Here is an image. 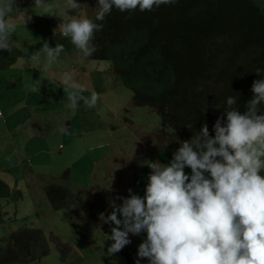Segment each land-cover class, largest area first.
<instances>
[{
  "label": "rangeland",
  "instance_id": "374dc122",
  "mask_svg": "<svg viewBox=\"0 0 264 264\" xmlns=\"http://www.w3.org/2000/svg\"><path fill=\"white\" fill-rule=\"evenodd\" d=\"M45 2L51 5L47 12L36 5V0H32L27 9H19L14 5L13 11L6 17L8 23L15 25L10 43L19 49L20 55L15 63L0 69V111L3 113L0 117V180L11 190L9 197H0V247L5 249L6 240L14 231L28 227L42 230L48 252L43 254L39 246H35L34 260L17 264H136L138 246L146 239L145 232L129 234L130 244L117 253H108L113 241L108 239L111 232L103 228L105 223L101 214H104V218L111 214L109 210L113 200L94 222L87 223L82 209L73 201L65 208L54 209L45 194V187L49 184L61 185L72 194L85 191L94 209L104 201L106 190L128 198V190L131 189L133 194L143 197L145 187L139 188L140 185L124 187L122 192L111 189L119 184L127 166L134 162L159 161L163 165L168 161L166 155L172 160L181 140L151 107L132 103L133 92L123 86L110 60L84 57L71 43L70 37L62 35L59 26L70 22L69 17L91 20L99 11L98 0H76L82 7L75 10L70 7L68 0ZM25 12L31 16V22L26 24L23 19ZM45 42L53 49L57 44L64 46V50L51 64H48L47 53L43 49ZM39 50V57H42L29 60L31 54ZM72 59L75 65H80L74 78L82 96L77 102L82 106L87 97L86 88L83 87L87 83L95 87L100 102L106 107L99 109L96 100L94 105L97 107L85 111L82 106L77 114L72 115L73 127L86 123L90 133L74 140L73 134L69 139L63 137L67 148L61 153L58 147V136L61 134L57 132L63 130L62 122L65 121H60V116L69 111V96L64 90L57 89L58 84H52L54 82L49 70L55 67L69 69V60ZM83 63H91V66L87 67V72L80 73ZM65 74L67 71L58 74L59 80L62 81ZM37 80L41 81L39 90L30 93L28 98L38 100L34 104H39V107L30 111L28 107H21L25 87L36 86L33 82ZM88 100L86 98L85 101L90 102L91 98ZM10 113L13 114L6 124L4 119ZM97 114L110 127V141L108 135L93 132L100 123ZM38 118L43 119L42 124ZM38 124L46 128V137L36 131ZM25 127L27 130H24ZM160 133L161 137L154 136ZM142 138L145 144L151 140L159 142L157 152L155 149L150 152L147 147L140 148L139 140ZM104 142H107L105 146ZM95 145L97 148L92 152L90 147ZM37 150L42 151L36 153ZM35 154L38 155L37 159L34 158ZM184 172L187 174L186 167ZM141 178L140 184L143 176ZM135 179H138L137 175ZM106 187L111 189H99ZM115 203L120 204L121 201L115 200ZM108 227L111 229L114 225L108 224ZM139 264H149V261L139 258Z\"/></svg>",
  "mask_w": 264,
  "mask_h": 264
},
{
  "label": "clouds",
  "instance_id": "9594fccd",
  "mask_svg": "<svg viewBox=\"0 0 264 264\" xmlns=\"http://www.w3.org/2000/svg\"><path fill=\"white\" fill-rule=\"evenodd\" d=\"M176 2L98 0L95 19L104 21L113 8L143 12ZM68 4L74 10L82 7L76 0H68ZM14 5L15 0H0V49L9 52L15 25L6 17ZM36 5L46 12L51 8L45 0H36ZM23 19L24 24L31 22L26 12ZM69 21L59 26L62 35L70 37L84 57H91L98 50L92 43L94 33L103 29V23L72 17ZM43 49L51 64L64 46L57 44L53 49L45 42ZM39 53L31 54L29 60H38ZM261 72L264 69L255 70L258 76ZM70 81V75L65 74L63 82L67 85ZM33 83L38 91L41 81ZM251 91L253 97L244 114L233 107L235 96L227 98L226 120H216L214 136L204 124L198 134L180 143L168 166L150 162L151 174L143 197L131 189L128 198L114 197L111 214L106 218L101 214L103 223L114 225L108 237L113 241L108 253H117L130 244L129 234L145 232L136 264L139 258L149 264H264V114H257L258 105L264 103V79L254 81ZM69 98L75 107L76 94ZM97 99L94 92L89 106H94ZM185 167L191 169L190 176L185 174Z\"/></svg>",
  "mask_w": 264,
  "mask_h": 264
},
{
  "label": "trees",
  "instance_id": "16d2710c",
  "mask_svg": "<svg viewBox=\"0 0 264 264\" xmlns=\"http://www.w3.org/2000/svg\"><path fill=\"white\" fill-rule=\"evenodd\" d=\"M31 4L15 0L19 9ZM95 18L91 20L104 26L94 33L92 43L98 50L88 58L110 60L123 86L133 92L132 103L151 107L181 142L198 134L204 124L214 136L216 120H226L229 96L236 97L233 107L244 114L253 82L264 79V72L255 73L264 69V0H177L143 12L113 8L104 21ZM11 48L0 49V69L20 55L12 43ZM258 109V115L264 114V103ZM45 194L56 210L77 203L87 223L118 196L106 190L104 201L94 209L85 191L72 194L64 186L49 184ZM10 195L9 186L0 180V197ZM103 228L111 232L108 224ZM35 246L48 252L42 230L14 231L5 249L0 247V264L34 260Z\"/></svg>",
  "mask_w": 264,
  "mask_h": 264
},
{
  "label": "crops",
  "instance_id": "0c3cea01",
  "mask_svg": "<svg viewBox=\"0 0 264 264\" xmlns=\"http://www.w3.org/2000/svg\"><path fill=\"white\" fill-rule=\"evenodd\" d=\"M41 57L42 56H40L38 58V60ZM88 66L90 67L91 63H83V69L80 71V73L82 71L83 72L84 71L87 72L86 69H87ZM67 68H69L71 70H69V69H61L59 67H55L52 70H49L50 71L49 75L53 79L54 83L48 82V84L49 83L50 84L51 83L52 84H58L59 87L57 89L64 90L63 92H65V94L68 95L69 97H70V94L75 93L76 97H77V100H78L79 97L82 98L81 90L79 89L80 87H79L78 83H76L74 81V78H75V75L78 74V72H79L80 65H78V66L75 65L74 60L72 59V60H69V65H68ZM66 71H67V74L70 75V77H71V81L67 85L63 82V80L62 81L59 80V77H58V74H64ZM73 84L77 85V87H72L71 85H73ZM61 86L63 88H60ZM83 87L86 88V90H84V91L87 92V94H85V97L87 96L86 97L87 101H89L88 99H90L92 97V94L90 95V93H94L95 92L97 94V91H95V87L93 85L92 86H90V85L88 86L87 83H85ZM35 89H36V86H32V87L27 86V87H25V93H24L25 94V98L23 100V104L21 105V107H25V108L28 107L30 111H32V109H37L39 107L38 106L39 104L38 105L34 104L38 100H30L28 98V95L30 93L38 92ZM86 98H84V102L82 103V106L84 107L85 111H89L90 109H92L93 107H97L98 105H100L99 109H103V108L106 107L103 103L100 102V98L99 97L97 99V101L99 103V104H97V106H95V105L94 106H89V102L85 101ZM44 100H45V98H44ZM42 101H40V102H42ZM67 101H68L69 111L66 113V115L65 114L64 115L61 114V116H60V121H65V122H62L63 130H60L59 132H57V133H60L61 135H59V136L62 137V138L59 139V136H58V141H59L58 142L59 143L58 147H59V150H60L61 153H62L63 150H65L67 148V144H65V141H64L63 137L66 136L65 138L69 139L70 135L73 134V140H74V138H76L78 136L90 133L89 132V125H87L86 123H83L81 125H77L76 128L73 127V120H72L73 118H71V117H72V115L77 114L79 109H81L82 106H80V104L78 102H76V106L72 107V101L70 100V98ZM99 109L97 110V113H98ZM12 114L10 113V115L6 119H4V123H6V124L9 123V119H10ZM97 115H98V119L100 120V123H99V127L93 129V132H94V134H105L106 136L108 135L109 136V141H110L111 138H112V132L109 131L110 127L107 126L108 125L107 122L101 120V116L99 114H97ZM38 119L40 120L39 123L42 124L43 119L42 118L41 119L38 118ZM41 124H38L39 128L36 131L38 133H40V134L43 133L44 136L46 137L48 135L47 132H46V128L45 127H41ZM17 127H16V129H17ZM24 130H27V128L25 127ZM72 131H74V133H71ZM39 136L41 137L42 135H39ZM154 136L161 137L162 133H160L159 135H154ZM106 143L107 142H104L103 145L105 146ZM139 143L141 144L140 148L143 149V148L147 147L150 152H152L154 149L156 150L158 145H159V142L156 143V142H154L152 140L149 141V143L145 144V141L143 140V138L139 140ZM96 148H97L96 145L93 146V147H90V149H93L92 152ZM138 150H141V149L138 148ZM40 151H42V150H37L36 153H39ZM156 152H157V150H156ZM37 157H38V155L36 156V154H35L34 158L37 159ZM165 159H168V161H166L163 165L164 166H168L170 164V162H171V159H169L167 155L165 156ZM148 164L149 163L146 160L145 162L141 161L140 163H137V164L134 162L133 165H128L127 166V170L123 173V176H122V178H121V180H120L118 185L113 186V189L107 188V187L106 188H99V189H111V190H117L118 192H122L124 187H129L130 186L129 188H131V185H134V184L140 185L139 188H142V187L146 188V186L148 184V177L151 174V169L146 171V169L148 168ZM186 171H187L186 175L190 176L191 175V169L186 167ZM135 175L138 176V179H135ZM142 176H143V181H142V184H140Z\"/></svg>",
  "mask_w": 264,
  "mask_h": 264
},
{
  "label": "built area",
  "instance_id": "2783aa9c",
  "mask_svg": "<svg viewBox=\"0 0 264 264\" xmlns=\"http://www.w3.org/2000/svg\"><path fill=\"white\" fill-rule=\"evenodd\" d=\"M3 116V113L0 111V117H2Z\"/></svg>",
  "mask_w": 264,
  "mask_h": 264
}]
</instances>
